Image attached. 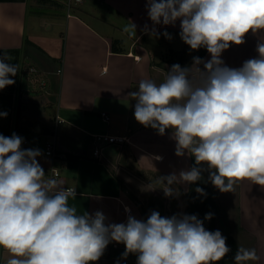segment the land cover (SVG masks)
<instances>
[{"label": "clouds", "instance_id": "obj_1", "mask_svg": "<svg viewBox=\"0 0 264 264\" xmlns=\"http://www.w3.org/2000/svg\"><path fill=\"white\" fill-rule=\"evenodd\" d=\"M152 27L146 34L159 38L156 25L175 26L191 51L206 49L210 58L192 57L188 66L173 64L163 79H141L134 118L161 136L171 131L175 154L194 158L189 170L156 177L150 187L173 196L177 183L208 180L221 192H233L242 181L264 188V40L258 56L241 67H228L222 53L245 43L248 33L264 31V0H147ZM135 24L125 32L135 33ZM162 35L171 40L167 31ZM11 57L0 55V90L15 83L20 70ZM0 112V117H6ZM16 133L0 134V249L5 264H94L109 243L125 246L122 259L136 255V264H219L231 251L220 230L209 231L196 214L171 217L151 211L137 219L126 207V222H106L102 211L78 213L70 203L74 187L46 175L38 161L40 149L22 147ZM162 161V157L155 156ZM206 165V168L203 167ZM195 191L206 195L203 188ZM258 259L254 248L238 244L234 264ZM119 264V261H117Z\"/></svg>", "mask_w": 264, "mask_h": 264}, {"label": "crops", "instance_id": "obj_2", "mask_svg": "<svg viewBox=\"0 0 264 264\" xmlns=\"http://www.w3.org/2000/svg\"><path fill=\"white\" fill-rule=\"evenodd\" d=\"M146 3L81 0L69 5L68 0H0V52L19 53L23 68L19 91L29 102L25 107L35 105L36 114L31 126L17 129L10 125V136L16 133L28 141L22 145L25 149H40L42 155L37 159L46 175L52 176V168L56 169L60 174L56 179L75 188L77 195L70 203L78 213L99 210L112 223L126 222V207L141 220L151 211L169 217L174 210L175 214L185 213L180 197L189 204L194 193L195 201L209 205L206 213L213 214L204 227L221 231L232 259L242 244L254 248L258 256L247 264H264V188L242 181L235 191L221 192L203 172L193 190L191 183L173 186L178 190V195L173 194L174 207L172 197L150 187L156 177L178 175L195 161L188 154H175L170 130L161 136L135 120V100L128 93L138 90L141 79L161 81L164 73L157 68L167 72L173 64L191 65L193 56L207 60L210 55L204 48L190 50L180 39L179 21L175 26L156 25L159 38L146 34L145 25L152 27ZM131 24L136 26L135 33L125 32ZM164 31L171 34V40L162 35ZM261 40L264 31L248 33L245 43L233 44L222 53V59L228 67H241L258 56L256 45ZM30 67L36 69L34 74L29 73ZM102 113L110 116L108 122ZM101 134L129 137L133 145H108L103 156L95 158V135ZM52 142L55 158L45 154L46 145ZM197 187L206 195L198 194ZM245 236L257 237V242L244 245L236 239ZM124 251L122 243L113 241L94 264H136L134 254L122 259ZM8 258L0 249V264Z\"/></svg>", "mask_w": 264, "mask_h": 264}, {"label": "rangeland", "instance_id": "obj_3", "mask_svg": "<svg viewBox=\"0 0 264 264\" xmlns=\"http://www.w3.org/2000/svg\"><path fill=\"white\" fill-rule=\"evenodd\" d=\"M3 52H0V55H2ZM11 57L10 63L13 64H18L20 70L18 71L17 75L14 77H10L11 79L15 80V83L13 85L7 86L5 89L0 90V112H6L7 116L6 117H0V129H9V126L11 125L14 128H21L20 126H31L32 123L36 122L35 120V113H34V107L35 105H31L30 109L26 108L25 105L29 106V102H26L25 97L23 94H21V90L19 91L18 87V81L19 77L21 76V72L23 68H21V60H20V55L17 52H9L7 53ZM203 167L206 168V165H203ZM204 175L208 177V172L204 171ZM157 194L160 195H165L164 191L162 188L158 187L155 188ZM159 192V193H158ZM178 190L174 192V195H178ZM180 193V192H179ZM196 193V192H195ZM182 196V195H181ZM172 197V203L174 207L177 206V200L175 199L174 196ZM208 197H206L207 199ZM185 204V214H196L198 217L202 220L204 219L205 215L207 214L206 211L209 209V205H199L197 201V198L195 194L193 193L191 196V202L188 204L187 199L185 197H180ZM177 209V208H175ZM174 210L171 214H169V217H171L173 214H175ZM237 240H241L244 245H246L245 242L249 241L248 243H252V245L257 242V237L254 236H245L241 237L240 239L236 237ZM264 241V238L262 239L261 237V242ZM240 242V241H239ZM228 257L225 256L224 259H222V262L224 264H234V261L232 259V252H229Z\"/></svg>", "mask_w": 264, "mask_h": 264}, {"label": "built area", "instance_id": "obj_4", "mask_svg": "<svg viewBox=\"0 0 264 264\" xmlns=\"http://www.w3.org/2000/svg\"><path fill=\"white\" fill-rule=\"evenodd\" d=\"M81 0H68V4L72 5L74 2H80ZM29 73L34 74L36 69L34 67H30L28 69ZM59 73L62 72L61 69L58 70ZM102 117L104 121L108 122L110 120V116L107 113H102ZM96 146L93 151V155L95 158H100L103 156V149L108 145H118L123 147L125 144L133 145L132 141L129 137L126 136H116V135H95ZM28 141H24V144H27ZM45 154L50 156L51 158L56 157V147L55 144L48 143L45 147ZM52 176L58 178L60 176L59 172L56 169L52 168Z\"/></svg>", "mask_w": 264, "mask_h": 264}, {"label": "trees", "instance_id": "obj_5", "mask_svg": "<svg viewBox=\"0 0 264 264\" xmlns=\"http://www.w3.org/2000/svg\"><path fill=\"white\" fill-rule=\"evenodd\" d=\"M0 134H3L6 137L10 136V132L7 129H0ZM193 166H194V164H193ZM191 184H192V190H193V186L195 183H191ZM190 196H191V194H190Z\"/></svg>", "mask_w": 264, "mask_h": 264}]
</instances>
